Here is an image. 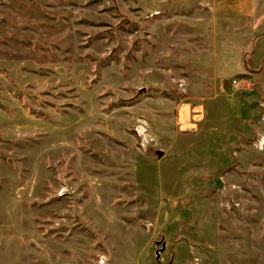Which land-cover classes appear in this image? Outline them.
<instances>
[{
  "label": "rangeland",
  "instance_id": "rangeland-1",
  "mask_svg": "<svg viewBox=\"0 0 264 264\" xmlns=\"http://www.w3.org/2000/svg\"><path fill=\"white\" fill-rule=\"evenodd\" d=\"M249 7L0 0V264H264Z\"/></svg>",
  "mask_w": 264,
  "mask_h": 264
},
{
  "label": "crops",
  "instance_id": "crops-1",
  "mask_svg": "<svg viewBox=\"0 0 264 264\" xmlns=\"http://www.w3.org/2000/svg\"><path fill=\"white\" fill-rule=\"evenodd\" d=\"M249 5L252 20L245 21L251 22L246 27L251 36L249 44L252 47L248 50L251 58L241 66L251 67L258 76L264 78V0H249Z\"/></svg>",
  "mask_w": 264,
  "mask_h": 264
},
{
  "label": "built area",
  "instance_id": "built-area-1",
  "mask_svg": "<svg viewBox=\"0 0 264 264\" xmlns=\"http://www.w3.org/2000/svg\"><path fill=\"white\" fill-rule=\"evenodd\" d=\"M241 82H242V80H240L239 78L233 80V83L236 85L241 83Z\"/></svg>",
  "mask_w": 264,
  "mask_h": 264
}]
</instances>
